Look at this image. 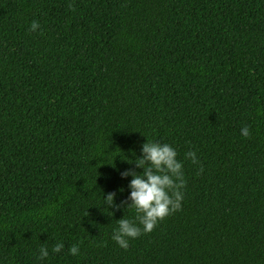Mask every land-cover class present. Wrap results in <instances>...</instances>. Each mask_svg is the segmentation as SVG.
Here are the masks:
<instances>
[{
    "label": "trees",
    "instance_id": "trees-1",
    "mask_svg": "<svg viewBox=\"0 0 264 264\" xmlns=\"http://www.w3.org/2000/svg\"><path fill=\"white\" fill-rule=\"evenodd\" d=\"M146 140L184 198L124 250ZM0 264H264V0H0Z\"/></svg>",
    "mask_w": 264,
    "mask_h": 264
},
{
    "label": "clouds",
    "instance_id": "clouds-1",
    "mask_svg": "<svg viewBox=\"0 0 264 264\" xmlns=\"http://www.w3.org/2000/svg\"><path fill=\"white\" fill-rule=\"evenodd\" d=\"M68 7L72 9L73 4L69 2ZM39 27V23L33 20L30 31L35 32ZM241 135L245 138L250 137L249 126L245 125L241 128ZM177 155L176 150L167 143L146 140L141 147V155L132 162L136 168L142 169V172L128 169L121 173L122 178L132 177L128 184L130 194L127 199L120 204H115V192H109L103 196L107 208L119 209L123 206L135 212V217L132 219L123 216L116 220L118 227L113 230L111 239L122 249L127 250L130 240L152 232L160 221L181 209L186 180L183 164L177 159ZM185 158L194 165H199L194 151L187 152ZM202 171L203 166L199 165L197 175ZM63 248V243L57 242L52 247V252L60 253ZM68 252L73 256L79 255V244H73ZM48 256V248L42 246L37 259L43 260Z\"/></svg>",
    "mask_w": 264,
    "mask_h": 264
}]
</instances>
